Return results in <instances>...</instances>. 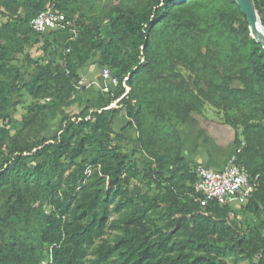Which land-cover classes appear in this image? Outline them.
I'll use <instances>...</instances> for the list:
<instances>
[{
  "label": "trees",
  "instance_id": "1",
  "mask_svg": "<svg viewBox=\"0 0 264 264\" xmlns=\"http://www.w3.org/2000/svg\"><path fill=\"white\" fill-rule=\"evenodd\" d=\"M88 1L0 0V264H264V47L237 0L123 1L77 19ZM254 3L264 27V0ZM49 9L74 22L72 39L33 31ZM32 43L43 58L24 54L23 71L12 57ZM95 53L118 85L46 135L59 110L81 101L79 71ZM19 104L12 133L4 120ZM206 104L236 133V163L255 181L241 205L262 213L257 226L243 230L231 204L192 196L196 166L179 126ZM122 113L137 130L131 151L114 142Z\"/></svg>",
  "mask_w": 264,
  "mask_h": 264
},
{
  "label": "rangeland",
  "instance_id": "2",
  "mask_svg": "<svg viewBox=\"0 0 264 264\" xmlns=\"http://www.w3.org/2000/svg\"><path fill=\"white\" fill-rule=\"evenodd\" d=\"M127 1L130 4H133L139 0H89L87 4L84 5V7L81 9V11L75 16L77 19H82L88 21L91 17L95 16H102L107 13H109L112 9L115 8L116 5H118L120 2ZM4 21V19L0 18V24ZM103 34L106 39H108L111 35V32L108 30V25L103 26ZM54 36V37H53ZM50 39L56 38L58 41L63 42L66 38V35H50ZM48 53L51 57L55 56L57 53L56 48H50L48 50ZM24 54H29L31 57L34 59H39L43 58L42 50L40 48L39 44H29L24 47L23 52L21 54L15 55L12 57V60L16 63H18L21 67V69L24 71L26 69V65L24 62ZM45 58V57H44ZM99 60V53H95L94 56L80 69V84L79 86H84V89H78V94L80 96V102H76L75 104L63 108L58 111V113L52 117L49 120V126L48 129L45 131L46 135H52L54 134L57 129L60 120L71 113L78 112L81 108L82 105L84 104L85 100L90 99L93 100L97 93L100 91L99 90V84L101 81L100 74L101 70L104 68V66H100L98 63ZM176 73L180 74L183 78L190 79L188 71L182 67L180 64L174 65ZM114 74H117V72H114ZM24 99V98H23ZM204 111L203 113L205 114L206 117L211 118L222 125L224 130L228 133L230 144H231V151L229 152V156L227 159V162L229 158L236 153V150L238 149L235 146V131L227 124L224 122L223 118V113L221 111H217L208 104L204 106ZM202 113V114H203ZM23 114V109H22V104L17 105L16 109L14 111L9 112V116L6 117L4 120L5 123L7 124L8 128L10 131L16 132L19 130V120L21 118V115ZM128 119L125 117V115L122 113L119 115L115 122H114V129L115 133L117 136L114 137V142L118 143V145L121 147L123 151H131L133 148H135L136 143H137V130L134 127H125L126 122ZM180 128V126H179ZM241 131V128H239L238 134ZM222 138L224 139L223 133L221 135V132L219 134ZM208 136V135H207ZM208 138V137H206ZM214 138H218L214 136ZM228 139V138H225ZM212 143V142H211ZM182 144V141H181ZM207 146H210L209 143L206 144ZM218 146V144L214 141L211 146ZM220 147H223L224 144H219ZM95 154L94 149H89L88 152L84 155V157H91ZM137 161V164L139 167H145L147 162L150 160L147 158V156L141 151V149L136 150V154L134 157ZM189 163L194 164L196 166L197 164H204L202 162H194V161H188ZM133 182L132 184H134ZM146 189L144 186H131V192L135 194L137 191L140 189ZM152 194H159L158 191L152 190ZM233 208V215L235 216L239 226L243 229L246 230L248 227H253L257 226L261 223V220L263 218L262 213H259L258 215H252L250 213H247L244 211L241 203L239 202H234L231 204ZM228 264H248L247 261H240L237 263H232L230 259H228Z\"/></svg>",
  "mask_w": 264,
  "mask_h": 264
},
{
  "label": "built area",
  "instance_id": "3",
  "mask_svg": "<svg viewBox=\"0 0 264 264\" xmlns=\"http://www.w3.org/2000/svg\"><path fill=\"white\" fill-rule=\"evenodd\" d=\"M31 27L38 34L65 33L67 40L72 39L76 32L74 22L64 13L54 9L40 11L31 20ZM100 78L98 87L103 93H111L118 85V78L107 67L101 70ZM238 152L239 149L236 150V153ZM236 153L221 169H213L204 164L196 165L194 169L196 181L192 187V196L196 201L242 204L247 200L254 190L255 181L244 166L236 163Z\"/></svg>",
  "mask_w": 264,
  "mask_h": 264
},
{
  "label": "crops",
  "instance_id": "4",
  "mask_svg": "<svg viewBox=\"0 0 264 264\" xmlns=\"http://www.w3.org/2000/svg\"><path fill=\"white\" fill-rule=\"evenodd\" d=\"M60 35L65 37L66 34L60 33ZM179 132L182 155L187 161L202 162L213 169H221L227 164L231 144L228 133L219 122L206 117L204 113L192 114L184 124L180 125ZM220 132L221 135L223 133L224 139L220 138ZM214 141L218 146H211ZM207 143L210 146H207ZM219 144L224 145L220 147Z\"/></svg>",
  "mask_w": 264,
  "mask_h": 264
},
{
  "label": "water",
  "instance_id": "5",
  "mask_svg": "<svg viewBox=\"0 0 264 264\" xmlns=\"http://www.w3.org/2000/svg\"><path fill=\"white\" fill-rule=\"evenodd\" d=\"M255 40L264 47V27L260 21L254 0H237Z\"/></svg>",
  "mask_w": 264,
  "mask_h": 264
}]
</instances>
